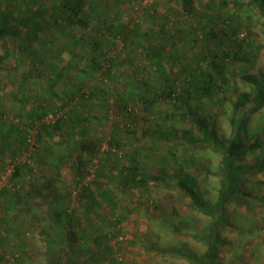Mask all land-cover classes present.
Returning a JSON list of instances; mask_svg holds the SVG:
<instances>
[{"label":"rangeland","instance_id":"374dc122","mask_svg":"<svg viewBox=\"0 0 264 264\" xmlns=\"http://www.w3.org/2000/svg\"><path fill=\"white\" fill-rule=\"evenodd\" d=\"M13 2L23 9L33 0H0V24L1 12L7 5L13 11ZM90 2L95 8L90 23L71 27L68 31L72 35L61 36L49 47L51 52L63 47L57 61L60 66L66 65L64 72L73 77L64 76L62 82L50 85V69L44 68L40 74L33 70V78L12 81L8 74L11 70L7 69L0 74V98L4 101L3 114L27 122L19 114L42 99L51 103L53 109L60 106L68 114L73 105L70 101L63 104L68 92L85 81L99 86L103 78L105 89L95 90L104 104L96 101L95 94L89 100L77 95L74 101H79L76 110L90 119L84 124L87 133L102 141L93 159L95 165L89 168L95 170L94 177L85 180L94 181V188H109L112 203L103 202L98 209L86 206L82 189L74 184L77 154L73 152L61 159L54 174L43 169L53 186L40 193L34 201L35 208L47 205L49 191L59 196L66 192L64 199L78 217L74 228L86 240V246L79 243L64 253L70 261L76 258L82 264H207L204 255L215 214L197 210L178 181L188 178L205 202L216 203L224 190L225 176V153L218 143L227 145L238 128L246 145L240 161L242 168L264 164V101L256 110L250 101L254 82L264 75V13L248 0ZM17 23L11 13L10 24ZM97 28L101 30L96 31ZM73 36L78 41L74 42ZM239 39L242 47L236 52ZM107 56L114 60L108 76L104 73L107 61H103ZM28 58L25 70L32 64ZM9 64L11 67L16 61L12 58ZM202 80L218 81L220 86L214 88L212 96L195 95L192 86ZM170 89L185 99L156 96ZM188 91L192 100L187 99ZM243 93H248L249 101L242 108L237 103ZM119 94L125 95L129 110L123 107L124 102L115 105ZM154 95L158 98L150 102ZM244 114L248 120L241 128ZM2 128L0 125V134ZM204 128L208 138L202 134ZM3 135L0 169L18 155L17 145L4 142ZM62 137L64 142L71 141L67 133ZM110 147L119 149L122 155L105 153ZM131 154L138 155L140 172L166 180L151 181L146 188L137 190L121 188L122 168L129 165ZM32 162L35 173H41L42 163ZM32 175L27 171L25 180L30 181ZM241 178L239 191L224 208L219 248L212 264H264V170L245 171ZM32 181L30 185L40 184ZM103 233L107 240L96 241L95 237ZM52 247L49 243L42 246L39 241L32 253L8 247L4 249L6 259L0 258V264H47L48 258L55 261L61 252ZM92 248L93 257L87 259ZM15 250L18 260L16 253L11 257L10 251Z\"/></svg>","mask_w":264,"mask_h":264},{"label":"trees","instance_id":"16d2710c","mask_svg":"<svg viewBox=\"0 0 264 264\" xmlns=\"http://www.w3.org/2000/svg\"><path fill=\"white\" fill-rule=\"evenodd\" d=\"M248 1L249 3L257 4L260 10L264 13V0ZM12 4L13 11L9 9L10 6L7 5L5 10L1 12L0 74H4L7 69L8 71L11 70V72H8L9 78L12 81H20L22 79L26 80L30 77H35L33 70L36 71L37 69V72H39L38 74H40V71L43 72V69L46 68L47 70L50 69L49 76L47 77L49 81H52L50 85H52V83H58V81L62 82L63 80L61 78H64V76L70 78L73 77V75L71 76L69 73L64 72L66 65L60 66L57 61V56L62 52L63 47L58 46V52L49 51V47L61 36L70 35L71 33L68 29L70 30L71 27L75 25L84 26L90 23V14L95 11V8L90 0H52V2L49 0H33L32 4L25 5L23 9H19L18 5L14 2ZM50 9L51 14H48ZM11 13H14L18 20V23L15 25L10 24ZM95 30L100 31L101 29L97 28ZM113 34L117 35L118 33ZM73 41H78V37L73 36ZM1 44L5 45L4 48H2ZM241 44L242 41L240 42L239 39L235 44L236 52H240L242 47ZM155 55H157L156 52ZM27 57H29L28 60L32 64L28 70H25L24 63ZM12 58L13 61H16V64H11L12 66L10 67L9 62H11ZM104 60L107 61V65L104 66L106 70L104 73L108 76L111 73L114 60L112 61V56H107L103 59V61ZM101 66L103 67V64H101ZM214 66L219 67L216 62H214ZM19 67L22 68L20 69ZM222 77L224 76L222 75ZM103 80L104 79L102 78V84L100 83L99 86H95L96 83H94L93 86L95 87L90 86V84L86 81L82 82L76 90L68 92V97L63 104L70 101L69 103L73 104L72 108L66 117H59L53 122L44 121V119L48 113L58 111L59 108H61L60 106L54 107L53 109L51 103L49 104V102L42 99L41 102L34 104V106L30 107V109L26 112L23 110L21 114H19L20 116H25L27 118H25L27 122L22 118L19 119L18 117H15L17 118V122L14 123L10 120V117H14V115L8 114V116H6L3 114L4 101L0 98V125H3L4 128V131L2 130V134L0 135L4 134L2 136L3 141L17 145L18 155L16 157L20 156L23 151L28 152L24 161L17 162L14 165L13 172L8 181L4 185L0 186V205L3 204V209L7 210L6 213H8V211L12 213V216L6 214L0 217V258H4L6 256L4 249L8 248L7 244H5L4 247L1 246L6 240L5 234H3L1 230H7L8 228H12L13 225H16L12 229L19 232L23 231L22 229L25 223H23L24 218L20 212H22V209L24 210L25 203H27L30 197H34L36 193L39 194L37 196L40 197V193L44 192L47 188L50 190L51 186H53L52 179L47 176L48 174L46 175L44 174V171H42L43 169L47 171L50 170L45 167L46 165L51 164L57 169L63 157L72 155L73 152H76L77 162L75 167L76 176L74 184L76 187L82 189V197L86 199V206L91 209H98L103 202L107 204L112 203L111 196L108 195L110 193L109 188H94V181L85 180L88 176H91L92 178L94 177L95 170L93 172L89 168L95 165L93 159L98 154L102 141L99 137H92L87 133L85 125H87L86 122L90 119L76 110L79 105V101L77 103H75L77 100L74 101V97L77 95H80L83 100H87L88 98L92 99L94 94H97V90H95L96 88L98 90L105 89ZM216 86H220V82L212 81L209 83V80H202L198 81L197 84L194 83L192 87H195L194 89H196L194 91L195 95L212 96V91L216 88ZM171 90L172 89L167 90L164 93L162 92V95L156 96L169 97L176 100L185 99L183 95L180 97L178 96L179 94L177 95ZM184 92H187L186 89L183 90V93ZM189 94L190 91H188V96H190V98L187 99L192 100V95ZM95 98H98V100L95 99L98 103H105V100L103 98L100 99V96L96 95ZM157 98L154 95V97L149 99V101L152 102ZM125 101H127L125 95L119 94L116 97L115 105L119 106L124 102L125 106L123 105V107H126L129 110L130 106L128 107V103ZM247 101H249L248 93H243L240 95L239 102L237 103L238 107L245 106ZM250 101L252 102L251 108L253 110L258 109L263 104L264 75H262L260 81L254 82V95ZM244 113H247V110H245ZM247 120L248 115L245 116L244 114L240 120L241 125L239 127H244ZM77 128H79V130H77ZM33 129H35V133L33 134L35 144L30 147L27 142V138L29 135H32ZM240 131L241 129L238 128L237 132L229 140L227 145H224L221 142L218 143L225 153L223 159L225 176L223 179L224 190L220 192L219 199L216 203L209 204V202H205L199 191L191 184L188 178H183L178 181L183 193L186 196H189L191 204L196 207L197 210L207 214H215L213 216L214 224L212 225V231L210 234L208 233V248L204 255V261L207 264L213 263L216 252H218V235L220 232L219 229L222 222L221 219L223 217V211L226 207L227 201L230 198H233L232 196L239 191L238 182L242 181L241 176L245 171L250 173L264 170V164H253L247 168H242L240 161L243 158L246 145L241 138ZM206 132L205 128L202 129V134H206V138H208L209 133ZM63 133L69 134L71 136V141L64 142V138L62 137ZM109 138L113 139L114 137L109 136ZM109 143L111 142L109 141ZM105 151V153H115L119 156L121 154L119 149L112 147L106 149ZM16 157L14 159H17ZM128 158L129 165L122 168V176L119 181L121 188L127 190H137L146 188L151 181L166 180L164 177L157 174H145L140 172L138 168V163L140 162L138 160V155L131 154ZM32 161L42 163V166L40 164L41 173H35V170L30 165V163L33 164ZM3 169L4 167L0 169V173ZM27 171L33 174L30 181H27V179L25 180V174ZM31 180H34L32 181L33 184H38V181L40 184L30 185L29 182H31ZM92 182L94 183L91 184ZM18 184H20L21 188L17 186ZM65 193H62L63 197L59 196V194L57 195L54 191H49L48 194L51 195V197L48 198V202H46L48 207L47 210L44 211L48 217V225L47 227H42L44 229L42 233L50 246L53 244L54 248L60 250L62 253H59L58 258L55 261L52 258H48L47 264H82V262H79L76 258L75 261H70L64 256V253H66L67 250H74L75 247H78L79 243L86 246L83 244L86 241L84 239V234H80L79 231L74 228V224L78 219L76 215L77 213L75 214V209H72L68 201L64 199L66 197L64 195ZM97 195H99V198H97ZM18 207L21 209L19 210ZM32 219L33 220L29 224L40 225V220L38 221L35 217ZM19 232L15 233L18 234ZM95 239L96 241L103 239L107 240V235L103 233L101 236L99 235V237H95ZM21 247H24V244H22ZM109 247L110 246H107V248ZM1 248H3L2 251ZM34 249L35 248H32L30 252L32 253ZM48 249L51 250L50 248H47V250ZM92 249H89V255H87L88 257L86 256L87 259L93 257L92 254L95 249ZM18 251H23L24 253V248L22 250L18 249ZM10 252L12 255L11 257L15 256L16 253V258H14L15 260H18L17 256L19 254L16 250L15 252ZM26 253L25 255H27ZM27 259L29 258L27 257ZM20 264L25 263L22 261Z\"/></svg>","mask_w":264,"mask_h":264},{"label":"crops","instance_id":"0c3cea01","mask_svg":"<svg viewBox=\"0 0 264 264\" xmlns=\"http://www.w3.org/2000/svg\"><path fill=\"white\" fill-rule=\"evenodd\" d=\"M45 167L50 169L49 171L53 172L54 174V170H56V168H54L53 165H46ZM61 196L63 197V194H61ZM38 198L39 196L30 197L27 203H25L24 210L22 209V212H20L22 214V217L24 218L23 223H25L22 229L23 231L19 232V231H15L14 229H12L16 225H13L12 228H8L7 230H1V232L5 234V237H6L4 244L1 245L2 247H4L5 244H8V247L10 249L13 248V249L22 250L24 248L25 252L30 253V250L32 248H35V244L37 241H39L42 246H45L48 244V241L44 238L43 233H42L44 230L42 227L43 226L47 227L48 225V217H47V214L44 213V211L47 210L48 206L45 205V206L40 207L39 209H36L34 205L35 204L34 201L38 200ZM20 209L21 208H19V210ZM6 212L7 210L3 209V204L0 205V217L6 214H9V216H12V213H10V211H8V213ZM33 217L37 218L38 221L40 220L39 221L40 225L39 224L37 225L29 224L33 220L32 219ZM16 223H20V222H16ZM15 232H19V233L16 234ZM21 243L24 244V247H21L22 245Z\"/></svg>","mask_w":264,"mask_h":264},{"label":"built area","instance_id":"2783aa9c","mask_svg":"<svg viewBox=\"0 0 264 264\" xmlns=\"http://www.w3.org/2000/svg\"><path fill=\"white\" fill-rule=\"evenodd\" d=\"M66 115H67V113L65 111L59 109L56 112L48 113V115L45 117V120L48 122H53L59 117H66ZM10 120L14 123L17 122V118H15V117H10ZM34 133H35V129L32 130V135H29L27 138V140H28L27 142L29 143L30 147H32L33 144H35L34 143V136H33ZM27 154H28V152L23 151L20 158L9 159L7 161V163L4 166V169L0 173V179L3 182V185L8 181L9 177L11 176L13 169H14V165L17 162L24 161ZM87 179H90L89 176L87 177ZM120 238H122V237H120Z\"/></svg>","mask_w":264,"mask_h":264}]
</instances>
